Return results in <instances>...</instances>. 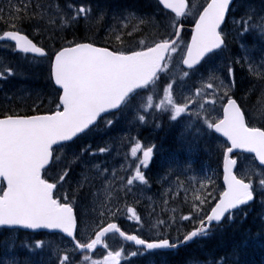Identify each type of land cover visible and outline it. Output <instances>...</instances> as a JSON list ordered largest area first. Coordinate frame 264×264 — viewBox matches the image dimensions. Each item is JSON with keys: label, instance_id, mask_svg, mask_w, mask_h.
Returning a JSON list of instances; mask_svg holds the SVG:
<instances>
[{"label": "rangeland", "instance_id": "1", "mask_svg": "<svg viewBox=\"0 0 264 264\" xmlns=\"http://www.w3.org/2000/svg\"><path fill=\"white\" fill-rule=\"evenodd\" d=\"M52 1L54 0H0V4L8 3L14 9L22 3L36 2L38 12L42 16L44 14V17H40L38 21L44 23L45 19V28L39 31L36 28L35 32L50 51L58 48V45L49 33V29L55 28L48 24L60 26V23L67 17L69 20L77 21L79 17L87 14L89 19L85 21L92 24L96 33L104 36L105 28L108 30V34L115 33V37L103 38L106 42L111 41L112 44L119 41L122 33L127 31V26L133 23V19L138 24L134 26L147 27L148 29L151 26L150 34L156 32L154 34L161 36L169 33L162 29L165 22L170 24L173 21L162 12L161 8L156 11L151 5V0H133L132 4L129 0H90L91 6L84 9V14L81 13L83 15L67 10L65 12L67 17L60 12L57 13L58 10L53 12ZM59 1L56 0V3ZM199 1L204 3L208 0H192L196 6H199ZM237 11L247 14L250 18L249 21L254 17L263 19L261 23L257 24V30L260 34H264V1L238 0L232 15L237 16ZM194 12L199 13L196 8H194ZM161 18L162 20L157 23ZM249 23L252 22L243 21L241 28L238 29L236 35L241 39L233 40L227 49L215 52L202 65L192 70L182 66V59L188 45L187 37H183L182 44L175 48L174 55L169 62L170 69L165 71L168 74L166 79L160 81L163 85H160L157 90L151 88L146 94H143L144 98L136 97L133 111L116 117L111 134L116 137L115 144L119 143L120 145L119 147L113 146L112 155L108 159L85 157L83 163L91 173L85 175V181H79L72 192L67 189L66 179H63L60 172L57 173L60 176L58 177L59 181L63 183L66 198L72 197L71 193H73L77 199L85 201V203L78 201V205L81 207L80 213L83 214L81 215L83 236L88 238L100 223L108 218L116 217L120 218L123 223H127V226L130 225L128 224L130 221L135 226L133 229H138L140 232L145 230L147 235L153 238H172L177 241L186 234L187 225L184 227L177 221V214L170 211L183 207V205H186L187 208L192 205L193 209H189L186 216L196 211L200 218H204L208 210L210 211L214 201L223 192L217 185V176H221V173L217 171L216 167L206 165V162L200 159L198 139H194L193 146L184 145L181 142L186 141L193 128L201 126L204 135L207 131L206 128H211L212 123L219 121L223 115L225 97H232V93H235L238 98L240 96L248 104L251 117L256 121L252 124L261 126L259 123H262L264 125V37L257 35L248 41V33H251ZM146 35L149 34L146 33ZM11 49V45L0 46V78L2 79L0 82V104L2 111H19L21 109L19 107L23 103L28 107L35 108L37 105L46 103V96H50V93L46 95L48 88L45 79L25 77L24 72L10 67L18 63L16 59L8 58L12 56ZM46 63L47 61L43 63L44 67L39 65L38 68L41 66L40 69L49 70L50 65H46ZM231 63H234L233 67L230 65ZM9 73L16 75L21 85L16 80L10 81ZM164 85L165 87H161ZM26 86L29 87L26 88ZM170 86H172L171 89ZM258 94L260 96L257 98ZM158 113L164 114V117L168 115L171 121L176 120L177 128H179L177 144L180 147V151H170L175 148V142L173 136L165 133L163 136L164 138L167 136V138L161 143L160 150L155 153L159 160L153 159L154 150L142 148L138 142L140 139H136L139 137L140 130L145 131V135L149 134L147 128L151 124L159 128L162 126V122L155 120ZM134 132L137 133L134 134ZM158 132L156 130V133ZM130 140H132V144L125 149L128 152L127 155L130 156L129 160L115 161L119 157L125 141ZM222 143L224 141L218 139L215 145L220 147ZM148 144H151V141ZM222 149L223 147L219 148L220 153ZM60 153L63 154L61 162L65 157L69 158L64 163L65 169L84 155L74 146L62 148ZM237 155L240 162L238 174L244 178L256 179L258 192L264 196V169L257 164L253 156ZM62 173H65V170ZM154 181L159 184L155 185ZM85 184L87 192L85 195H80L78 190ZM93 186L96 188L95 190ZM116 189L117 193L120 191L124 198H128L126 204L118 203V207L114 206L115 201H113L117 195ZM181 196L184 197L185 204L177 203L173 206L169 204L170 201ZM125 205L129 206V212L123 215L120 209ZM138 206L141 207L139 212L136 209ZM142 218L145 220L139 222ZM187 219L185 218V220ZM177 222L179 225L176 227ZM194 224H198L197 220L189 226ZM18 239L15 232L9 235L7 241L10 240V243L2 252L1 264H23L24 262L26 264H65L66 261L59 257L58 252L74 250L70 241L57 235L47 239L46 243L43 240H36L33 245L22 244L19 248H22L24 254H20L14 248V246L17 247ZM196 244L194 250H200L203 246V243L199 241ZM112 245L115 247L112 248L115 250L114 252L119 253L122 257L135 258L141 255L137 261L131 264H172L168 255L145 254L140 250H133L134 248H125V245L117 241H113ZM181 256L180 252L173 254L176 261H180ZM188 260H190L189 264H226L222 261L217 262L213 258L199 261L198 256L193 257L192 255L188 257ZM79 263L112 264L104 260V254L89 261L84 258L83 262Z\"/></svg>", "mask_w": 264, "mask_h": 264}, {"label": "water", "instance_id": "2", "mask_svg": "<svg viewBox=\"0 0 264 264\" xmlns=\"http://www.w3.org/2000/svg\"><path fill=\"white\" fill-rule=\"evenodd\" d=\"M168 10L181 16L187 0H159ZM234 0H210L193 27V35L184 65L196 67L211 52L224 45L219 29L226 20ZM12 41L20 51L38 57L47 51L27 35L7 31L1 41ZM172 43L129 54L115 53L91 43H81L61 49L52 62L54 84L62 90L63 111L33 116L0 118V227L30 231H60L75 239L77 219L70 205L54 198L55 186L44 180L43 171L51 164L53 147L74 140L92 127L105 113L117 110L125 98L150 84L162 68ZM213 130L230 144L225 153L223 182L225 192L214 207L207 222H221L228 212L254 200L251 185L236 175L238 151L252 153L264 166V130L248 126L245 114L236 99L224 106L223 117ZM111 224L99 231L96 239L81 250L94 253L107 232L116 230ZM205 228L200 226L187 238L192 239ZM123 237L143 244L136 234ZM108 259H117L110 255ZM117 264L119 261L117 260Z\"/></svg>", "mask_w": 264, "mask_h": 264}, {"label": "trees", "instance_id": "3", "mask_svg": "<svg viewBox=\"0 0 264 264\" xmlns=\"http://www.w3.org/2000/svg\"><path fill=\"white\" fill-rule=\"evenodd\" d=\"M132 1L133 0H129L130 4H132ZM51 4H53V6L51 7L53 12H55V10H58L57 13L60 12L64 16H66L65 12L67 10L75 11L78 15H80L81 13L84 14V9H86L88 6H91L90 0H60L58 3H56V0H54L51 2ZM201 4L203 6V1L199 2V5ZM37 5L38 4H36V2H31L30 4L22 3V5H20L19 7H14L13 9L11 8V5H8V3H6L5 5L0 4V31L15 29L24 33L35 35L37 33L35 32L37 31L36 28L38 29V31L45 28V19L44 23L38 21L40 17H44V14L42 16V14L38 12L39 9ZM151 5H153L155 10L158 11L157 9L159 8V3L157 0H151ZM195 7L198 6L195 5ZM167 17L170 18L169 16ZM78 19L79 20L77 21L69 20V18L67 17V19L60 23V26H56L55 24H48L55 28L52 30L49 29V33L56 41L59 48L67 45L76 44L78 42L89 41L94 44L108 46L115 51L131 52L134 50L149 47L159 40H172L174 38V21H172L170 24H166L165 22V27L163 26L162 29L169 31V33H166L165 35L161 36L160 34H154L156 32L150 34V31L152 29L151 26L149 27V29L147 27L134 26L138 24L137 21L133 19V23L130 26H127V31H124L122 33V37L119 39V41L116 42V44H112L111 41L106 42L103 38L107 39L115 37L114 32H112V34H108V30H106L105 28L104 36H101L100 34L96 33L95 28L92 27V24H90L89 21H85L89 19V16H87V14L81 16V18L79 17ZM161 20L162 18L159 19L157 23ZM250 21L252 23H249V30L252 34L248 33V40L257 35L258 37H264V34H260L257 30V24L261 23L262 20H257V18H254ZM225 29H228L227 23L225 25ZM146 33L149 35H146ZM187 33L188 32H186V34ZM106 34H108L109 36H106ZM227 41L228 43L230 42V38L228 37V35ZM11 52L12 56H9L8 58L10 60L16 59L18 63L17 65L10 64V67L16 69L17 71L24 72L25 77L30 76L32 78H38L39 80L42 77L43 79H45V84L48 88V92L46 93V95L50 93V96H46V103L40 104L39 106L37 105L36 108L28 107L24 103H17L21 104V107H19L21 109L19 111L10 112H19L20 114L29 115L52 111L56 107H58L59 90L54 87L53 82L50 78L49 70H46L45 68L40 69L44 61L42 59L34 58L32 56L17 53L14 50ZM39 65L41 66L38 68ZM167 75L168 74H166V72H162V74L158 77V80L156 81L155 87H153L154 90L159 89L160 85H163V83H161L160 81H162V79H166ZM12 80H16L18 84L21 85L19 78L14 74H10V81ZM0 82H2L1 78ZM27 87L29 86H26V88ZM161 87H165V85ZM235 96L237 95L235 94ZM259 96L260 94H258L257 98ZM240 100L242 104L244 103V105L248 106V104L244 100ZM5 114L7 113H4L0 108V115ZM155 120L157 122H162L161 131L163 130L162 136L160 134L157 137L160 138V140L161 138L166 139L167 136L164 138L163 135L165 133H169L168 135L173 136L175 142V138L177 139V133L179 129L177 128V125L174 124L171 119H169V116L167 115L164 117V114L162 115L161 113H158L155 116ZM107 123H109V119L104 118L98 125H103L104 128L95 130V132L94 130L88 132L87 134H85V136H83V141L91 145L93 149H99L102 146H105V143L102 142L103 138H100L99 136L102 135L101 133L106 135L110 131L109 129L111 128L106 125ZM206 130L207 131H205V134L203 135V131L200 129L198 132H196L194 138L198 139L200 142L198 155L200 159L208 161L209 164L215 165L217 171L221 172L223 150L220 154H218L219 149L215 151V143H217L218 138L216 135L213 134L211 129L206 128ZM61 159L62 156L58 155V159L56 158V162H60ZM48 176L49 178H54L53 174H51V171L48 172ZM217 185L219 189H222L221 176L218 177ZM262 195L263 194H261L260 192V195L257 196L256 201L253 204L248 207L241 208L237 212V215L232 216L230 219L226 220L220 225L214 226L212 231L205 235H201L198 240H196L194 243L180 248L178 251V253L180 252V254L182 255L180 261H176L173 257V254L171 253L170 259L172 264H189L190 260H188V257H190L191 255L198 256L199 261L210 260V258H213L217 262L222 261V263L226 264H264V196ZM177 203L185 204L184 197L181 196L174 200V202L172 201L171 205L173 206ZM189 209L191 208H187L186 205H183V207L174 209V212L177 214L178 218V215L180 214L186 216V214L189 213ZM201 219L202 218H200L199 214H192L191 217L187 220L183 219L182 217L179 218V222L182 223L184 227L187 225V231H185V233H187L188 231L195 228L197 224L191 226L189 225L195 220L199 222ZM6 237L7 231L0 229V264L2 256V247L6 241ZM197 241L203 243V246L200 248V250H194L195 245H197Z\"/></svg>", "mask_w": 264, "mask_h": 264}, {"label": "bare ground", "instance_id": "4", "mask_svg": "<svg viewBox=\"0 0 264 264\" xmlns=\"http://www.w3.org/2000/svg\"><path fill=\"white\" fill-rule=\"evenodd\" d=\"M214 226H216V225H211V230L210 231H212V229L214 228ZM209 231V232H210ZM208 232V233H209ZM186 235V234H185ZM185 235L184 236H182L181 238H179L177 241H175L174 239H172V238H161V239H156V238H153V237H151V236H149L148 235V237H149V241H151L152 243H155V242H162V241H168V243H169V247L168 248H162V249H160V252H161V254H158V255H168L169 256V260H171L170 259V254L172 253V254H174V253H178V251H179V249L180 248H183V247H185V246H188V245H190V244H192V243H194L196 240H198V238L201 236V235H205V234H201V233H199L196 237H194V238H192V239H188L187 237H185ZM254 244V243H253ZM241 245V244H240ZM219 247V246H218ZM243 247V246H242ZM216 249V248H215ZM215 251V250H214ZM193 257L194 256H196V255H192ZM158 257H160V258H163V259H165L164 257H161V256H158ZM243 258V257H242Z\"/></svg>", "mask_w": 264, "mask_h": 264}]
</instances>
